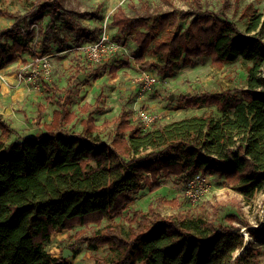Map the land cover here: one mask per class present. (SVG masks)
<instances>
[{
    "label": "trees",
    "instance_id": "1",
    "mask_svg": "<svg viewBox=\"0 0 264 264\" xmlns=\"http://www.w3.org/2000/svg\"><path fill=\"white\" fill-rule=\"evenodd\" d=\"M68 2L37 0L24 14L0 9V17L14 20L10 29L0 30V70L17 62L30 44L32 58L37 56L34 39L37 30L43 32L46 17L51 23L63 20L74 33L77 48L96 40L101 29H90L82 20L94 19L102 5L95 14L80 15L67 8ZM163 2L172 5V0ZM188 3L186 11L143 6L144 11L133 16L119 6L112 25L121 38L134 34L139 47L135 61L143 70L152 66L145 59L150 52L165 70L182 53L186 64L204 56L218 68L242 61L247 66L245 88L183 95L187 107L215 105L221 116L196 115L148 129L142 121L134 123L133 111L123 108L112 122L113 138L107 143L97 133L95 105L82 107L87 118L80 134L68 133L66 126L77 118L70 107L79 74L99 78L102 71L116 75L119 67L98 62L85 68L77 62L76 75L63 95L56 85L44 83L57 107L50 123H43L45 131L6 148L0 140V264H71L48 252L54 234L101 226L105 219L122 215L140 190L158 191L162 176L217 175L246 198L264 190V10L258 13L247 6L242 16L249 22L242 31L228 17L230 0L218 10L202 0ZM155 31L168 38L151 47ZM49 49L46 46L43 54ZM101 100L98 97L96 105ZM45 114L46 107L38 103L37 124ZM129 222L128 229L111 222L86 239L92 250H109L95 264H249L246 255H237L245 247L239 227H216L203 217H163L153 207L136 211Z\"/></svg>",
    "mask_w": 264,
    "mask_h": 264
},
{
    "label": "rangeland",
    "instance_id": "2",
    "mask_svg": "<svg viewBox=\"0 0 264 264\" xmlns=\"http://www.w3.org/2000/svg\"><path fill=\"white\" fill-rule=\"evenodd\" d=\"M207 7L218 10L224 0H202ZM37 0H0V9L22 14L28 12ZM231 9L228 11L229 19L242 31H246L248 18L242 16L247 6H252L262 13L264 0H230ZM102 10L94 19L82 20L86 27L100 28L107 32L111 43L117 45V49L103 56V62L117 66L120 70L116 75L109 71H102L99 78L83 75L74 91V99L71 111L77 118L66 126L70 134H80L83 130L82 121L87 118V113L82 110L86 104L95 105L93 114L99 126L97 132L100 139L111 143L113 138V120L120 114L123 108L134 113V123H140L138 113L148 110L153 121L142 124L146 129L153 126H161L173 121L181 120L202 114H212L220 117L221 113L215 105L202 107H187L181 99L183 95L217 94L224 91H241L246 86L247 66L242 61L227 63L223 67L213 65L211 58L204 56L193 58L191 64L183 61V53L171 69H164L161 62L151 52L145 59L151 63V68L141 69L135 58L139 54L134 34L121 38L117 28L112 25V16L119 6H123L131 16L144 11L142 7H148L152 11H168L172 9L188 10V0H172V5H167L163 0H69L67 8L80 13L90 12L95 14L99 5ZM79 15V16H80ZM81 18V17H80ZM14 20L0 17V30L11 28ZM43 32L37 30L34 43L37 44L36 54L48 56L52 65L50 78H40L36 83L28 84L19 82L22 70L32 63L30 53L31 44L14 64L0 70V140L4 147L13 142L23 141L41 135L45 128L43 123H50L56 105L50 101L51 92L47 85L54 84L63 95L68 89L69 80L74 79L77 62L87 68L93 65L84 51L78 50L75 44V35L58 19L51 23L50 17L43 22ZM187 23L183 22L184 30ZM49 28V31L46 29ZM151 47L159 39H167L168 36L155 31ZM9 43L12 41L5 38ZM49 46V52L43 54L45 47ZM156 78V82L149 88L144 87L145 76ZM25 76V75H24ZM70 80V81H71ZM46 83L47 85H45ZM102 96L101 104L96 105L98 97ZM173 97V98H172ZM46 107L41 125L37 124V104ZM2 126L8 131L4 133ZM188 177L162 176L158 183L160 189L151 192L148 187L140 190L122 215L112 219H105L101 226L90 224L78 226L73 230H65L54 234L47 246L52 256L64 257L66 251H70L67 258L71 264H95L97 257H105L109 250L101 247L92 250L86 239L97 230L109 223L121 224L128 229L129 219L136 211L148 212L150 207L156 209L163 217L187 215L193 218L203 217L212 225L236 226L241 228L245 236V247L237 255H246L249 264H264V190L257 192L253 197L246 198L231 187L226 186L217 175L209 176L211 190L198 202H192L184 194V182ZM174 201V202H169ZM254 230L255 234L250 233Z\"/></svg>",
    "mask_w": 264,
    "mask_h": 264
},
{
    "label": "built area",
    "instance_id": "3",
    "mask_svg": "<svg viewBox=\"0 0 264 264\" xmlns=\"http://www.w3.org/2000/svg\"><path fill=\"white\" fill-rule=\"evenodd\" d=\"M118 47L111 43L107 32H100V36L93 41L87 42L78 47V50L84 51L90 61L94 63L103 62V56L116 50ZM21 72L19 82L28 84L36 83L40 78L48 80L52 71V65L48 56L37 55L32 59ZM25 75V76H24ZM156 82V78L145 76L143 79L144 87L149 88ZM143 124H150L153 121L149 111H140L137 117ZM148 124V125H149ZM209 176H203L201 173L188 177L184 182V194L192 202H198L211 190Z\"/></svg>",
    "mask_w": 264,
    "mask_h": 264
},
{
    "label": "water",
    "instance_id": "4",
    "mask_svg": "<svg viewBox=\"0 0 264 264\" xmlns=\"http://www.w3.org/2000/svg\"><path fill=\"white\" fill-rule=\"evenodd\" d=\"M79 79H80V80H83V75L79 76ZM172 98H173V97H172ZM70 254H71L70 251H66V252L64 253V258L67 259V258L70 256Z\"/></svg>",
    "mask_w": 264,
    "mask_h": 264
},
{
    "label": "crops",
    "instance_id": "5",
    "mask_svg": "<svg viewBox=\"0 0 264 264\" xmlns=\"http://www.w3.org/2000/svg\"><path fill=\"white\" fill-rule=\"evenodd\" d=\"M115 28V27H114Z\"/></svg>",
    "mask_w": 264,
    "mask_h": 264
}]
</instances>
